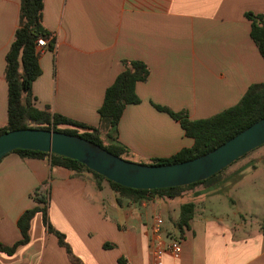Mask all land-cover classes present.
Wrapping results in <instances>:
<instances>
[{"label":"crops","instance_id":"1","mask_svg":"<svg viewBox=\"0 0 264 264\" xmlns=\"http://www.w3.org/2000/svg\"><path fill=\"white\" fill-rule=\"evenodd\" d=\"M20 9L21 0H0V129L8 122L6 56ZM247 13L264 17V0H44L43 25L55 47L40 56L33 103L98 127L106 91L124 71L123 62H143L150 76L136 87L140 103L124 111L119 143L137 162L172 157L194 140L157 106L205 120L238 105L252 85L264 84V58ZM259 161L264 155L253 160L252 170ZM241 178L235 171L204 186V201H189L197 204L195 215L180 230L184 202L155 197L135 203L89 172L11 153L0 162V243L20 242L19 219L41 207L83 264H150L159 221L162 238L182 246L180 258L167 254L164 264H264V218L255 224L248 221L252 212H228L222 202ZM36 191L47 204L35 202ZM29 237L13 255L0 251V264H75L47 231L42 213L31 221Z\"/></svg>","mask_w":264,"mask_h":264},{"label":"trees","instance_id":"2","mask_svg":"<svg viewBox=\"0 0 264 264\" xmlns=\"http://www.w3.org/2000/svg\"><path fill=\"white\" fill-rule=\"evenodd\" d=\"M43 11L44 0H21L19 28L6 56V79L9 88L8 122L5 127L0 129V136L15 130H52L81 137L120 158L131 161L130 152L119 143V124L126 108L129 105L140 103L136 87L139 83L148 80L150 76L148 66L140 61L123 62L124 71L118 75L115 82L106 91L104 103L99 110L100 123L98 127H89L61 115L53 114L48 108L46 110L37 109L32 97L33 84L42 74L37 42L41 38L49 39L48 49L54 50L55 47V39H51L53 36L43 25ZM246 18L251 22V37L264 58V17L247 13ZM157 109L180 122L187 137L194 140V146L191 149H183L169 158H158L138 163L161 166L187 162L215 150L264 118V84L252 85L238 105L205 120H191L187 113H174L165 107L157 106ZM13 153L27 159L48 158L53 167H63L76 173L89 172L99 181L108 183L122 197L135 203H142L156 196L170 202H180V199L188 195L187 192H195L198 186L208 187L219 183L226 171L190 186L146 191L126 188L108 181L80 162L63 156L28 150H16ZM45 199L38 191L35 192L36 203L47 204ZM196 207L195 202L181 204L178 223L180 230L189 226L190 221L194 218ZM37 213L43 214L47 231L58 238L59 245L65 248L71 262L83 264L80 259L74 256L66 236L52 227L47 209L41 207L27 210L19 219L18 226L21 230L22 240L12 247L0 243V251L7 255H13L19 246L29 243L31 221ZM262 230L264 232V221ZM120 264L125 263L121 261Z\"/></svg>","mask_w":264,"mask_h":264},{"label":"water","instance_id":"3","mask_svg":"<svg viewBox=\"0 0 264 264\" xmlns=\"http://www.w3.org/2000/svg\"><path fill=\"white\" fill-rule=\"evenodd\" d=\"M262 146L264 118L201 157L161 166L125 160L81 137L52 130L24 129L0 136V162L16 150L38 151L76 160L123 187L153 191L206 181Z\"/></svg>","mask_w":264,"mask_h":264},{"label":"rangeland","instance_id":"4","mask_svg":"<svg viewBox=\"0 0 264 264\" xmlns=\"http://www.w3.org/2000/svg\"><path fill=\"white\" fill-rule=\"evenodd\" d=\"M263 155L264 146L249 153L247 156L225 169L226 171L221 177L232 175L235 171L240 172L242 178L237 180V183L232 188L226 190V197L222 199V202L225 203L224 205L228 212L235 210L243 213V215L247 212H252L254 216L248 218V221L251 220V222H255V224L264 218V162H256L257 169L255 171L251 169V166L253 160ZM131 161L138 163L133 159H131ZM203 187L204 186H198L195 192H187L186 194L188 195L180 199V202L204 201ZM154 198L155 197L146 200V202H151ZM231 200L233 203H231ZM169 208H172V206H169ZM160 212L164 218H168V211L165 206H161ZM163 239L170 240L165 234L163 235Z\"/></svg>","mask_w":264,"mask_h":264},{"label":"built area","instance_id":"5","mask_svg":"<svg viewBox=\"0 0 264 264\" xmlns=\"http://www.w3.org/2000/svg\"><path fill=\"white\" fill-rule=\"evenodd\" d=\"M53 39V37L51 38ZM49 39H39L37 42V52L41 56L48 48ZM182 253L181 242L170 238L166 241L162 238L161 222L157 223L154 229V239L151 246L152 260L150 264H164V258L169 254L174 259H179Z\"/></svg>","mask_w":264,"mask_h":264}]
</instances>
